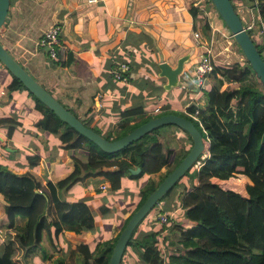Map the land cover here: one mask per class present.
<instances>
[{
	"label": "trees",
	"instance_id": "16d2710c",
	"mask_svg": "<svg viewBox=\"0 0 264 264\" xmlns=\"http://www.w3.org/2000/svg\"><path fill=\"white\" fill-rule=\"evenodd\" d=\"M202 1L205 8L211 7L216 12L210 0ZM256 1L259 16L264 21V0ZM230 2L235 10L237 1ZM8 3L10 8L0 26V44L28 71L23 61L31 51L21 54L18 44H15V40H22L20 33L25 30V20H15V15L14 21L11 20L13 12L10 11L13 9L14 0H9ZM196 10H193L192 5L189 6L192 18L196 16ZM217 16L220 18L218 14ZM202 19V32L209 38L208 23L204 17ZM221 22L223 23L222 20ZM43 31L44 29L35 32L34 38L38 39ZM230 38L241 58L225 66L212 61V68L206 74L211 80L206 82L202 89L203 105L191 102L185 107L187 113H180L192 121L201 132L207 143L206 156L200 160L197 168L190 166L183 173L184 175L191 169L194 182L188 185L180 181L177 201L169 207H183L190 216L194 208L203 209V204H211L223 233L213 229L206 222L202 212L198 219L187 224L173 220L165 233L159 234L161 229L158 227L135 239L133 232L143 216L128 237L119 264H128L125 257L127 247H131L132 264H264V87L233 38ZM254 44L264 61V51L262 53L259 48H262V45ZM65 53L64 60L52 59L53 62L58 65L69 64L73 58L72 52L66 50ZM45 56L47 57L46 54ZM6 71L9 75L7 90H25L33 99L35 109L40 112V117L33 125L42 131L58 130L59 137L65 141V147L82 146L86 152L84 159L73 157L72 169L65 176L55 181L46 179L44 183L37 180L28 170L16 172L0 163V205L6 218L5 229L7 228L3 240L0 237V264H23L25 246L29 244V240L39 244L43 233L48 238L57 239L63 231L78 233L92 229L94 218L90 206L84 200H68L63 196V192L74 182L82 181L88 176L100 175L108 181L110 189H116L120 185L121 176L137 177L143 173L160 171L162 168L156 178L148 176L142 184L136 205L123 219L111 240L96 241L93 245L85 240L68 243L65 255H57L52 262L106 264L113 243L129 215L187 152L191 145L189 135L178 126L166 123L185 133L188 147L180 158L168 143L165 131H169L170 127L164 124L150 129L118 150H102L61 120L15 76L7 69ZM225 82L234 84L220 88ZM45 89L52 94L50 89ZM54 97L72 112L68 105ZM160 106L158 111L148 114L144 113V104L124 109L113 135L110 132L101 133L85 121L82 123L107 139H115L150 117L171 112L165 111L163 103L162 108ZM136 115H139V118L133 120ZM8 122L14 123L12 120ZM163 127L166 129L163 130ZM169 155H172L170 163ZM38 157L36 153H25L26 164H37ZM134 167H139L138 172L130 173L129 168ZM229 177L245 178V195L220 186L218 181ZM174 185L166 193L172 191ZM38 197H42L39 210L35 208ZM35 210L37 215L33 216ZM156 235L159 242L154 238Z\"/></svg>",
	"mask_w": 264,
	"mask_h": 264
},
{
	"label": "crops",
	"instance_id": "0c3cea01",
	"mask_svg": "<svg viewBox=\"0 0 264 264\" xmlns=\"http://www.w3.org/2000/svg\"><path fill=\"white\" fill-rule=\"evenodd\" d=\"M190 5H195V0H14L10 13L13 12V21L14 15L15 20H25V30L20 33L22 40H15V44L21 49V54L31 51L27 61H23L29 67V73L68 105L81 121L107 133L108 129L116 126L115 121L119 119L127 101L144 104V113L148 114L149 108L157 107L159 110L160 102L153 100L162 99L160 90L169 91L168 88L174 86L177 90H184L185 94L188 91L185 83L192 78L194 62L202 51V47L195 45L189 34L192 22ZM53 21L61 26L62 46L72 52L73 58L69 64H52L53 60H48L45 52L35 46L33 34L45 30ZM184 54L187 58L177 74L175 85L166 88V79L159 75L157 63L165 61L174 67L177 58ZM119 61H124L130 67L124 73L125 79H116L110 74V67ZM49 71L50 77L38 79V74ZM8 80L9 75L0 63V163L16 172L28 170L41 183L46 179L55 181L65 176L72 169L70 157L84 159L86 151L82 146L65 147L58 130H38L33 123L40 117V112L35 109L33 99L20 88L8 91ZM168 97L172 98V95ZM174 132L180 133L177 129ZM27 152L38 154L37 164H26ZM151 175L121 176L116 189H110L108 181L100 175L88 176L71 184L63 196L68 200H84L92 212L97 207L106 206L113 211L112 218H117L121 225L136 205L141 185ZM169 201L164 203L159 200L148 210L145 214H148L147 229L140 232L138 238L148 231L164 227L158 222L157 213H173L178 209L176 205L174 211L169 208L176 199ZM93 218L92 229L81 231L93 234L99 224L95 215ZM64 232L74 234L72 231ZM95 234L107 239L108 227L97 228ZM81 240L90 244L96 242L92 237H80L72 243ZM126 258L128 264L133 263L131 254Z\"/></svg>",
	"mask_w": 264,
	"mask_h": 264
},
{
	"label": "water",
	"instance_id": "95a60500",
	"mask_svg": "<svg viewBox=\"0 0 264 264\" xmlns=\"http://www.w3.org/2000/svg\"><path fill=\"white\" fill-rule=\"evenodd\" d=\"M9 0H0V26L2 25L8 10ZM217 14L220 16L231 37L239 47L242 55L248 62L251 70L264 87V61L243 29L240 19L235 12L230 0H210ZM187 56H180L174 67L167 62L157 63L158 73L165 77V87L175 85L177 74L182 70V63ZM0 63L13 76H15L35 97L51 109L61 120L72 126L77 132L94 142L100 149L115 151L138 138L150 129L162 124L170 123L186 131L191 140V145L179 162L157 183V185L146 195L143 201L135 208L120 229L106 264H119L124 246L132 230L138 221L150 210L158 199L166 193L183 173L194 163L197 157L204 151L205 140L201 132L194 126L192 121L176 112H166L148 118L141 122L124 135L107 139L92 128L84 125L71 111L63 106L50 92H48L18 61L0 44ZM139 167L129 168L130 173H137Z\"/></svg>",
	"mask_w": 264,
	"mask_h": 264
},
{
	"label": "rangeland",
	"instance_id": "374dc122",
	"mask_svg": "<svg viewBox=\"0 0 264 264\" xmlns=\"http://www.w3.org/2000/svg\"><path fill=\"white\" fill-rule=\"evenodd\" d=\"M204 6H205V4L202 0H195V5H193L192 7H193L194 11L197 8L196 16L194 18H192V22L190 24L189 34L191 35L192 29H198L200 34H201L202 39H204V38H206V36L202 32V29H201V24L203 23L202 17H204L206 19L207 23H208V20H209V22H215V25L218 27V30L220 32L216 31V33H214V35H213V37H214L212 40L213 50L210 54L211 62L213 61L217 65L225 66L227 64H230L234 60H239L241 58V55L238 52L236 46L233 44V42L230 38L231 35L226 36L227 33H229V31L225 27L224 23L221 22L220 18L217 16L216 12L213 11V9L211 7L205 8ZM206 39H208V38H206ZM259 48L261 49V51L263 53V49L261 47H259ZM39 50H41V49H39ZM184 55H181V56H184ZM48 60H51V59L48 58ZM26 61H27V59H26ZM51 63L56 64L54 62H51ZM25 67L27 69L29 68L26 65H25ZM55 73L56 72H54L53 74H55ZM37 76H38V79L41 80L40 78L43 79L45 76L50 77L51 74L49 71V73L48 72L46 74L40 73ZM191 80H192V78L188 79L186 81L187 83H185L186 84L185 87L188 90V91H186V94H185L184 90H182V89L177 90L173 86V87L168 88L169 91H167V89L166 90H160L162 99H159L156 101L153 100V101L154 102H160L161 108H162V103H163V105L165 104V108H164L165 111L176 112L178 114L187 113L185 110V107L187 105H189L191 102L197 103L198 105H203L204 96L202 93V89L204 88L206 82L210 81L211 79L208 75H205V77H203V79L199 83H195L192 80L194 82L193 83ZM139 81H140V79H139ZM139 81H138V83L141 84V82H139ZM233 84L234 83L227 84V82H225L220 86V88H224V87H226V85L232 86ZM167 94L172 95V98H169ZM136 102L137 101L130 103L127 101V104L124 106V109L138 105V103H136ZM167 104H168V106H167ZM148 112L151 113V112H156V111L154 109L149 108ZM133 118H134L133 120H137L139 118V115H136ZM118 120L119 119H117L115 121V125L117 124ZM87 124L92 125L90 123H87ZM164 125L170 127L169 131L168 130L165 131V133H166L165 136L168 138L169 145L172 147V149L176 153L179 154L178 157L180 158L181 155L187 150V147H188L187 142H186L187 140L185 139V133L181 129H179L173 125H170V124H164ZM162 129L165 130L166 128L163 127ZM174 129L179 130L180 133L174 132ZM116 130H117V128H116V126H114L113 128L108 129L106 132H110L113 135ZM102 131H104V130H101V133H104ZM63 145H64V143H63ZM206 145H207V143L205 141L204 146L206 147ZM204 151H206L205 148H204ZM171 158H172V155H169V163L171 162L170 161ZM70 160L72 162L73 157H70ZM160 171H162V168L160 169ZM160 171L151 173L152 174L151 177L156 178V176L158 175V173ZM237 179H240V180H237ZM180 181L186 182L188 185L190 183L194 182V175H193V172L191 171V169H189L182 176V178H180L178 180V182L174 185L172 191L164 194L160 200L164 201V203H169L170 202L169 200H172V201H174L175 199L177 200L176 193H178L180 191V188H181V186H180L181 182ZM243 181H245V178H243V177L242 178L232 177V178L226 179L224 181H222V180L219 181V184L223 188H230V189H233V190L238 191L239 193L245 195V190H244V186H243L244 182ZM135 190H137V188ZM107 191H109V188ZM37 200L38 201H37V205L35 206V208H37L39 210L38 207H40L42 204V197H38ZM107 205L109 206V204H107ZM203 205H205V206H203V209L202 208H199V209L194 208V211L190 214V216H188V214L184 211L183 207L177 206L178 209L175 211H174V209H175V207H174L172 209V211H174V212L172 213V216H171L172 218H171L168 225H170L173 220H179L183 224H187L191 220L198 219L200 217L199 214L204 212V217H205L206 222L208 224H210L211 227H213V229L217 230L219 233H223L222 228H220V224L218 223L217 214H216L214 207L211 204H209V205L203 204ZM36 211L37 210L34 211L33 216L37 215ZM92 214H94L95 217L97 219H99V224L93 230V234H90L89 232H86V231H80V232L74 233V234H68V232L67 233L64 232L61 234L60 239H58V238L53 239V238H48L43 233V236H42L39 244H35L33 241L29 240L30 241L29 244H27L24 248V255L22 258V260H23L22 262L24 264H52L53 259L57 255H59V254L65 255L66 249L69 246V244H68L69 242H75L80 237H82V238L92 237L95 241L111 240L113 235L117 232V230L120 227V222H118V219L112 218L113 211L109 210V208L106 206L105 207L102 206V208L97 207V209H94ZM147 215H145L144 218L136 226V228L133 232L135 235V239H139L138 236L141 235L140 232H143L147 229V225H148V216ZM5 223H6V218H5L2 206L0 205V237L2 240L4 238V233L7 230V228L5 229V227H6ZM111 224L113 226H111ZM106 227H108V232H109V236L107 237V239H103V238H101L95 234L97 232V228L104 229ZM91 244L93 245V242ZM125 253H126V255L131 254V247H127Z\"/></svg>",
	"mask_w": 264,
	"mask_h": 264
},
{
	"label": "built area",
	"instance_id": "2783aa9c",
	"mask_svg": "<svg viewBox=\"0 0 264 264\" xmlns=\"http://www.w3.org/2000/svg\"><path fill=\"white\" fill-rule=\"evenodd\" d=\"M236 1L237 5L235 12L237 13L240 19L243 29L247 32L250 39L254 43L262 45L264 51V21L259 16L256 4L257 1ZM209 30L210 34L208 39H202L198 29H192L191 31V37L194 40V44L202 47V51L199 53L198 59L194 62L193 65L192 80L195 83H199L212 68L210 54L213 50V33L215 31H220L215 25V22H209ZM60 31V24L58 22H53L45 28L42 35L35 42V46L45 52L47 57L50 59L62 60L65 57L66 50L61 44ZM226 36H230V33H227ZM127 70L128 65L124 61H119V63L110 67L109 69L111 76L116 79H125L126 75L124 73L127 72ZM154 110L158 111V108L155 107ZM191 116L195 117L194 114H191ZM205 156L206 151H202V153L192 164V167L197 168L200 164V160H202ZM100 187H103V185H101ZM171 216L172 213H167L165 211L157 213L156 218L158 222L164 225V227L160 230L159 234L166 232L167 225L169 224L172 218ZM154 238L159 242L158 235H156ZM160 248L162 251L164 250L161 245Z\"/></svg>",
	"mask_w": 264,
	"mask_h": 264
}]
</instances>
